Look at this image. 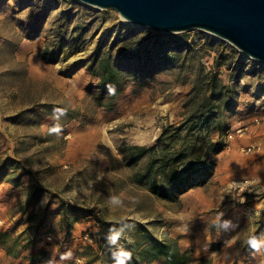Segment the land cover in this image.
I'll return each mask as SVG.
<instances>
[{
    "label": "rangeland",
    "instance_id": "rangeland-1",
    "mask_svg": "<svg viewBox=\"0 0 264 264\" xmlns=\"http://www.w3.org/2000/svg\"><path fill=\"white\" fill-rule=\"evenodd\" d=\"M78 21L84 34L70 44ZM148 32L72 0H0V165L13 187L0 208V264H127L144 243L142 227L212 264H264V176L242 171L264 154V65L204 31L165 34L166 53H151L162 64L124 62L137 79L112 106L99 101L91 64L105 50L119 59ZM215 74L225 97L212 102L222 108L199 130L201 144L221 146L210 154L212 175L201 190L164 199L137 181L162 154L130 164L122 150L154 146L165 129L184 126L203 101L193 88ZM46 105L63 111L50 115ZM244 179L249 188L236 190ZM201 191L215 204L209 210L198 209ZM69 208L88 214L72 233Z\"/></svg>",
    "mask_w": 264,
    "mask_h": 264
},
{
    "label": "trees",
    "instance_id": "trees-1",
    "mask_svg": "<svg viewBox=\"0 0 264 264\" xmlns=\"http://www.w3.org/2000/svg\"><path fill=\"white\" fill-rule=\"evenodd\" d=\"M67 21L66 23L60 22L59 28L62 29L64 25H67ZM81 22L84 24L83 21ZM75 29L76 31L70 44H76L78 38L84 34V26L80 25V21H78V26ZM58 36L59 41L56 42V46H61L64 43L63 39H61L62 34L59 33ZM168 43L169 40L162 34H154L149 31L144 36V42H141L137 48H134V45L125 44L117 60H114L105 50L100 55V58L97 61L94 60L90 66L91 72L100 78L101 92L98 100L102 103L108 102V106H112L109 103L113 102L125 90L129 77L134 76L137 79L136 75H133L136 71H125L121 67L124 65L123 63L136 62L146 56L148 59L155 58L158 65L162 64L159 61L160 58L158 59V56L151 53H166ZM48 54L49 52L46 51V55H44L46 60L49 59ZM201 76L199 74L198 84L206 78ZM209 78V82H204L205 86L196 85L193 88L192 94H194V98H199L203 95V101L194 108L195 110L190 115V120L184 126L172 129L174 131L171 133L165 129L162 136L158 139V143L154 146H130L122 150L125 160L130 164H138L151 154H162L156 159L151 156L146 173L142 174L137 181L143 185L151 183L152 190H156V193L164 199L174 201L181 194L206 184L214 170L210 154L219 153L221 146L212 142L201 144L199 130L211 125V121L217 117V113L222 108L220 103L214 107L212 101L216 99L221 101L225 96L223 86L220 84L217 75H211ZM195 90L198 92H195ZM207 93L212 95L206 97ZM195 100L192 99V101ZM215 108H217V111ZM46 109L50 110L48 113L53 116L55 115L53 111L58 109L63 111V107L56 105H46ZM61 114L60 116H63ZM217 123L220 124L218 121ZM179 144L181 146L176 149ZM9 171L10 168L7 163L0 165V181L10 175ZM14 181H17V179H14ZM66 215H68L67 218L69 219V229L72 228L75 221L88 216V214L80 210L70 208L67 210ZM140 231L144 236V243L138 249L139 255L131 257L127 264L150 263L160 257L164 258L163 264H212V260L209 258L196 259L191 250L182 251L177 239H157L145 227L140 228Z\"/></svg>",
    "mask_w": 264,
    "mask_h": 264
},
{
    "label": "water",
    "instance_id": "water-1",
    "mask_svg": "<svg viewBox=\"0 0 264 264\" xmlns=\"http://www.w3.org/2000/svg\"><path fill=\"white\" fill-rule=\"evenodd\" d=\"M154 34L204 31L264 65V0H72Z\"/></svg>",
    "mask_w": 264,
    "mask_h": 264
},
{
    "label": "crops",
    "instance_id": "crops-1",
    "mask_svg": "<svg viewBox=\"0 0 264 264\" xmlns=\"http://www.w3.org/2000/svg\"><path fill=\"white\" fill-rule=\"evenodd\" d=\"M23 118V117H22ZM21 118V119H22ZM7 119V116L5 115V113H3V112H0V123H1V121L2 120H6ZM20 119V120H21ZM15 120V119H14ZM9 124V123H8ZM4 126H6V125H4ZM6 139H8V141L9 142H11L12 140H11V138L7 135V133H6ZM17 142V141H16ZM1 156L2 155H0V159H2L1 158ZM261 156V157H260ZM260 156H252V158H249V159H247L248 161L246 162V164H244L243 165V167H242V171H244L243 173H245V172H248L247 174H245L244 176H247V177H249V176H255L256 175V177H259L260 175L261 176H264V154H262V155H260ZM211 161H212V163H214V159H210ZM259 167H260V169H259ZM259 170H258V169ZM217 169V168H216ZM7 178H3L1 181H0V191H2V190H4L5 189V191L4 192H0V208H2L3 209V206H4V203H5V201L6 200H9L10 198H9V196L8 197H6L5 195H8V194H10V192L9 191H11V188H13L12 186H10V184L7 182ZM205 186V184H202L201 186H198V187H195V188H193V189H191V190H189L187 193H186V195L187 194H189L190 192H193V191H198V190H201L202 189V187H204ZM205 190V189H204ZM200 192V191H199ZM201 192H203V195H204V197L202 198V199H200L199 198V202L197 203V206H198V209H203V210H209L210 208H211V206H213V205H215L214 203H211L209 200H208V196L206 195V199H205V193H204V191H201ZM12 193V192H11ZM4 195V197H3V195ZM219 198V197H218ZM16 202H17V200H16ZM5 208V207H4ZM61 212V211H60ZM57 215H60L59 214V212L58 213H56ZM54 215V214H53ZM53 215H50L49 217H50V219H49V221L50 222H52L51 221V218H53ZM55 216V215H54ZM85 219H80V220H77V221H75L76 223H75V226L73 225L72 226V228L70 229V233H72L73 232V230H75L76 228H77V224H83L84 222H86V220L84 221ZM53 223V222H52ZM78 231H80V229H78V230H76V232H78ZM163 262H164V258L163 257H160V258H158L157 260H155V261H152V262H150V264H163ZM4 264H12V263H10V262H8V263H4ZM38 264H43V263H38ZM145 264H148V263H145ZM234 264V263H233Z\"/></svg>",
    "mask_w": 264,
    "mask_h": 264
},
{
    "label": "built area",
    "instance_id": "built-area-1",
    "mask_svg": "<svg viewBox=\"0 0 264 264\" xmlns=\"http://www.w3.org/2000/svg\"><path fill=\"white\" fill-rule=\"evenodd\" d=\"M249 186H250V180L244 179L243 181L238 182V185L235 187V189L238 191H245L249 188ZM0 222H1V220H0Z\"/></svg>",
    "mask_w": 264,
    "mask_h": 264
},
{
    "label": "bare ground",
    "instance_id": "bare-ground-1",
    "mask_svg": "<svg viewBox=\"0 0 264 264\" xmlns=\"http://www.w3.org/2000/svg\"><path fill=\"white\" fill-rule=\"evenodd\" d=\"M227 42V41H226ZM227 43H229V42H227ZM229 44H231V43H229Z\"/></svg>",
    "mask_w": 264,
    "mask_h": 264
}]
</instances>
